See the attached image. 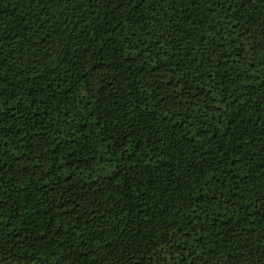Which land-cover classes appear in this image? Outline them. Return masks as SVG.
I'll return each mask as SVG.
<instances>
[{
    "label": "trees",
    "instance_id": "obj_1",
    "mask_svg": "<svg viewBox=\"0 0 264 264\" xmlns=\"http://www.w3.org/2000/svg\"><path fill=\"white\" fill-rule=\"evenodd\" d=\"M0 264H264V0H0Z\"/></svg>",
    "mask_w": 264,
    "mask_h": 264
}]
</instances>
